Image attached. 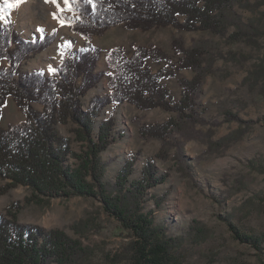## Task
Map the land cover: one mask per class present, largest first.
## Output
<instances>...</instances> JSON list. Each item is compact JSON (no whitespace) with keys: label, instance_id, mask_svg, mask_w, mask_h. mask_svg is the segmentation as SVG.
<instances>
[{"label":"trees","instance_id":"16d2710c","mask_svg":"<svg viewBox=\"0 0 264 264\" xmlns=\"http://www.w3.org/2000/svg\"><path fill=\"white\" fill-rule=\"evenodd\" d=\"M7 1L10 9L20 0ZM236 1L243 0H70L59 17L85 39V46L76 55L67 56L51 75L25 71L24 65L53 44L55 33L28 39L10 19L0 26V178L5 181L0 185V196L20 185L31 190L24 199L12 201L0 210V264H86L94 251L81 239L73 238L64 229L22 223L19 218L29 205L48 206L55 198L76 196L100 199L108 215L127 232L130 240L112 257V264H183L181 248L185 238L170 235L166 226L156 222L154 211L145 210L148 191L166 182L169 173L160 174L155 163L149 161L143 165L141 177L133 178L138 160L135 156L126 159L114 184L107 182L102 153L123 134L117 132L115 113L99 125L98 119L112 103L128 102L143 110L174 112L177 116L164 122L144 123L140 135L162 141L158 157L168 158L177 147V157L182 160L185 141L195 138L188 128L207 122L199 98L211 69V63L205 65L209 49L203 44L187 47L181 37L175 38L173 48L181 55L175 63L156 45H138L132 54L117 46L106 55L109 71H102L99 63L103 51L92 39L117 26L144 31L173 26L226 37L231 25H236L237 31L228 36L229 41L245 39L258 45L251 35L253 24L244 23L234 11ZM256 3L264 5V0ZM149 60L166 61L171 68L154 72ZM184 69L195 75L180 78L181 98L174 102L164 79ZM110 73V93L94 94L86 105L85 98ZM247 79L259 86L264 97V63L257 65ZM10 97L26 118L3 127L1 117ZM227 120L238 121L242 127L220 141L210 138L209 150L214 145L228 148L262 119L245 120L228 111ZM59 125H70L72 134H62ZM213 134L211 128L208 135ZM75 143L80 150L75 149ZM79 224L74 227L79 228ZM211 231L207 224L194 219L187 235L203 241ZM240 238L254 245L260 240L251 235Z\"/></svg>","mask_w":264,"mask_h":264},{"label":"rangeland","instance_id":"374dc122","mask_svg":"<svg viewBox=\"0 0 264 264\" xmlns=\"http://www.w3.org/2000/svg\"><path fill=\"white\" fill-rule=\"evenodd\" d=\"M256 1H236L233 9L244 23L253 24L251 35L258 40V45L245 39L229 41L228 36L237 31L236 25H231L226 37L207 31H182L173 26L148 31L117 26L92 39L103 51L99 63L102 71H109L106 55L117 46L125 47L132 54L138 45H156L175 63L181 57L173 48L175 38L181 37L187 47L203 44L209 49L205 65L211 63V69L199 98L207 122L188 128V133L195 138L185 141L182 160L177 157V147L171 150L168 158L158 157L162 141L140 135L144 123L164 122L176 117L174 112L161 108L143 110L128 102L112 103L98 119L99 125L115 113L117 132L123 134L102 153L107 182L114 184L126 159L135 156L138 160L133 178L141 177L143 165L149 161L155 163L160 174L169 173L166 182L148 191L145 210L154 211L156 222L166 226L170 235L185 238L181 248L183 264H264V97L259 86L247 79L257 65L264 63V5L258 6ZM6 4L7 0H0V26L10 19L28 39L56 34L52 45L25 63V71L38 70L51 75L67 56L76 55L85 46L83 37L72 32L66 23L61 26L59 12L64 10V0L57 3L20 0L10 9ZM66 28L68 32L64 33ZM149 65L154 72L162 67L171 68L166 61L149 60ZM111 73L106 74L100 87L85 98L86 105L94 94L110 93ZM194 75L193 71L184 69L177 71L176 76L164 79L174 102L181 98L180 78ZM35 105L42 108L38 103ZM228 111L238 113L245 120H262L228 148L214 145L209 150L210 138L220 141L242 127L238 121L227 120ZM25 118L24 112L10 97L3 109L2 126L23 122ZM70 127L59 125L64 135L72 134ZM211 128L214 134L209 136ZM176 136L185 140L179 134ZM75 149L80 150L78 143H75ZM4 183L0 178V185ZM29 194L31 190L26 186L13 188L0 196V210ZM19 218L22 223L64 229L73 238L81 239L94 251L86 264H112V257L130 240L119 222L104 210L103 202L91 197L55 198L48 206L32 204L21 211ZM194 219L211 228L207 239L197 241L187 235ZM77 223H80L79 228L74 227ZM240 235L256 236L260 240L254 245L243 242Z\"/></svg>","mask_w":264,"mask_h":264},{"label":"snow or ice","instance_id":"6c2138e0","mask_svg":"<svg viewBox=\"0 0 264 264\" xmlns=\"http://www.w3.org/2000/svg\"><path fill=\"white\" fill-rule=\"evenodd\" d=\"M52 2H53V3H57L58 0H52ZM64 3L70 5V0H64ZM60 23H61V26H64V25H65V21H63V20H61ZM68 26H71V25L69 24ZM53 71H54V70H53Z\"/></svg>","mask_w":264,"mask_h":264},{"label":"bare ground","instance_id":"6f19581e","mask_svg":"<svg viewBox=\"0 0 264 264\" xmlns=\"http://www.w3.org/2000/svg\"><path fill=\"white\" fill-rule=\"evenodd\" d=\"M52 21H56V19H53ZM68 32V29H64V33Z\"/></svg>","mask_w":264,"mask_h":264},{"label":"water","instance_id":"95a60500","mask_svg":"<svg viewBox=\"0 0 264 264\" xmlns=\"http://www.w3.org/2000/svg\"><path fill=\"white\" fill-rule=\"evenodd\" d=\"M38 38H40V37H38ZM38 38H37V39H38Z\"/></svg>","mask_w":264,"mask_h":264}]
</instances>
